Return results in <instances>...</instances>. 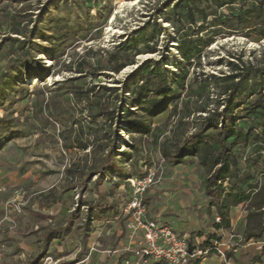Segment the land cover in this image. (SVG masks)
<instances>
[{
    "label": "rangeland",
    "instance_id": "374dc122",
    "mask_svg": "<svg viewBox=\"0 0 264 264\" xmlns=\"http://www.w3.org/2000/svg\"><path fill=\"white\" fill-rule=\"evenodd\" d=\"M165 1L0 0V264H108L107 252L130 242L127 209L139 184L151 178L141 195L147 217L163 209L174 221L194 215L202 232L220 222L205 197L221 152L216 131L203 134L197 153L188 147L183 163L174 156L222 109L228 82L220 77L234 66H264V39L241 24L250 16L264 29V0H221L222 8L196 0L209 16L203 29L199 9L188 17L173 7L179 0L164 8ZM145 29L151 42L139 52L153 56L111 58ZM187 41L203 50L190 61L179 51ZM144 63L162 65L168 79L183 84L169 83L172 91L157 97L160 109L152 114L139 102L143 78H129ZM250 79V91L232 110L241 134L229 140L228 157L237 182L251 174L264 186V129L250 103L264 100L251 97L264 90V73ZM108 156L122 168L106 169ZM247 216L246 205L232 209L231 220L241 219L232 225L238 241L226 257L264 264V235L244 242ZM51 231L63 234L48 241ZM202 232L190 243L211 247L210 239H197ZM213 253L219 255L208 257Z\"/></svg>",
    "mask_w": 264,
    "mask_h": 264
},
{
    "label": "trees",
    "instance_id": "16d2710c",
    "mask_svg": "<svg viewBox=\"0 0 264 264\" xmlns=\"http://www.w3.org/2000/svg\"><path fill=\"white\" fill-rule=\"evenodd\" d=\"M199 4L206 3L208 5L215 6L217 8H222L225 4L221 0H198ZM196 0H179L173 6L180 11L187 12V16H191L194 9L201 8ZM171 0H166L161 6L171 7ZM201 13V22L203 23L200 27L203 29L205 27V22L208 19V14L205 9H199ZM98 15V13H96ZM254 18L246 16L245 19H241V24L245 25L244 28L257 33L261 39H264V29H259L258 24H254ZM193 24L196 21L193 20ZM167 29V28H164ZM145 30H141L135 36L127 38L118 47L117 51L111 56V58L124 54H133L134 57L143 56L140 54V47L144 44H148L151 41L146 40L147 35ZM184 60L190 61L194 57L199 56L202 53V48L194 47L191 41H187L184 45L179 48ZM152 55V54H147ZM139 56V57H140ZM164 56H162V59ZM134 65V62L132 63ZM232 67V73L226 77H220L223 81L228 82L224 90V94L227 95L221 110L215 111L211 115L207 116L203 122L202 126L198 132L192 134L187 140L184 148L178 150L177 154L174 156L176 164H181L184 158L188 155H184V152L188 147H192L191 153H197L199 144L206 139L207 136L203 134L208 131H216L218 137V145L220 146L221 152L216 161H214L213 167L206 178L205 182V197L211 202L212 206L216 208L217 214L220 216V222L214 225L216 230H231L232 220L231 211L241 205H246L247 224L244 233V240L251 241L252 239L261 238L264 235V186L260 183V179L254 177L251 174L246 175L242 182H237L240 179L238 172L233 170L234 164L228 157L231 149L228 146L229 140L233 138H238L240 131V126H237V119L233 118L232 110L235 109L236 103L239 101V96L250 91V75L263 74L264 66L262 68L256 67L254 65H248L247 67L241 66ZM125 67L117 69V73L122 71ZM142 77V84L138 86L137 94L139 96L140 103L149 104L150 107L146 108L147 113H156L160 109L158 103V96L166 97L167 92L172 89L169 87V83L173 85L183 87V84L178 78L170 80L166 75V68L162 65L144 63L141 64L134 72L129 76L131 79H136L137 77ZM179 78L184 81L186 78V73H180ZM213 79H220L217 76H211ZM109 91H116L114 88H110ZM264 90L262 87L258 91H252V99L256 96L263 97ZM150 95L155 96V98H149ZM252 105V112L254 116H258L259 125L264 129V100L256 99L250 102ZM128 112H131L130 110ZM136 128L143 129L140 124L136 125ZM248 135V134H246ZM248 137L246 136L245 140ZM196 141V142H195ZM195 142V144H191ZM191 145V146H188ZM194 155V154H192ZM118 160L113 156H108L105 162V168L111 169L113 167L121 169L122 162H117ZM226 185V186H225ZM247 186L248 190H245ZM89 209H93L89 207ZM115 206L104 205V210L114 212ZM87 221H91L88 215ZM63 234V231H51L49 234L48 241L56 238L54 236ZM201 260H196L195 264H201Z\"/></svg>",
    "mask_w": 264,
    "mask_h": 264
},
{
    "label": "built area",
    "instance_id": "2783aa9c",
    "mask_svg": "<svg viewBox=\"0 0 264 264\" xmlns=\"http://www.w3.org/2000/svg\"><path fill=\"white\" fill-rule=\"evenodd\" d=\"M153 183L151 178L144 184H139L136 196L128 206L127 214L130 218L127 229L130 242L121 250L108 251V253L122 258L124 264H145L151 261L158 264H192L194 260H207L213 251L223 256L224 254L216 246L200 249L193 246L186 235H179L167 225L148 219V208L141 195ZM132 185L136 187L134 182ZM1 259L0 247V261Z\"/></svg>",
    "mask_w": 264,
    "mask_h": 264
},
{
    "label": "crops",
    "instance_id": "0c3cea01",
    "mask_svg": "<svg viewBox=\"0 0 264 264\" xmlns=\"http://www.w3.org/2000/svg\"><path fill=\"white\" fill-rule=\"evenodd\" d=\"M163 212H164V209L158 214H155V215L151 214L148 217V219L156 220V221H159V222L167 225L175 233H177L179 235H186L189 238V240L194 236V234H198V233H200V231L202 232V230H200V228L198 227V225L201 223V220H198V218H196V216L193 215V216H190L189 219L181 218V219L174 221L171 217L165 216L166 214ZM240 219L241 218L238 217V218H236V220H232V225L234 224V222H236V223L240 222ZM245 226H246V224H245ZM202 233L203 234L200 235V237H198L197 239L202 240V242H205V241L210 239L211 240L210 243L214 242V244L208 243V245H211V247L216 246L220 251L224 249L223 251H221L224 255L221 256V255H216L215 253H213V255H211L210 257L207 258V260L202 261L201 264H232V263H230V261H228V259L226 257V255H228V253L226 254V252L228 251V249L230 248V246L232 245L233 242L238 241V240H233L236 238V236L233 234L234 228H232L231 230H223V229L216 230L214 228V226H209L206 228V231H204ZM215 240H219V241L217 242ZM244 242H246V241L244 240ZM248 242H250V241H247L246 243H248ZM206 248H209V247H204V249H206ZM234 251H238V250L236 249ZM108 257H110L108 264H124L122 261V258H120V257H116V256H113L111 254ZM105 262H106V258H104L103 263H105ZM145 264H158V263L151 261V262H147Z\"/></svg>",
    "mask_w": 264,
    "mask_h": 264
},
{
    "label": "bare ground",
    "instance_id": "6f19581e",
    "mask_svg": "<svg viewBox=\"0 0 264 264\" xmlns=\"http://www.w3.org/2000/svg\"><path fill=\"white\" fill-rule=\"evenodd\" d=\"M150 56H153V55H143L141 57L146 58V57H150Z\"/></svg>",
    "mask_w": 264,
    "mask_h": 264
}]
</instances>
